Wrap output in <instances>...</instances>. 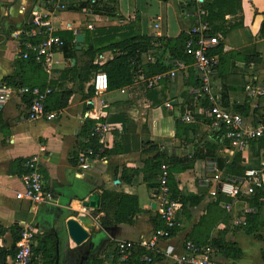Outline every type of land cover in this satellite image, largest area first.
Wrapping results in <instances>:
<instances>
[{"label": "crops", "instance_id": "obj_1", "mask_svg": "<svg viewBox=\"0 0 264 264\" xmlns=\"http://www.w3.org/2000/svg\"><path fill=\"white\" fill-rule=\"evenodd\" d=\"M99 1L100 8H110L111 14H92L81 7L85 0H61L63 9L48 5L46 0H0V84L19 74L25 87L50 86L54 94L48 98L46 108L57 113L52 121L30 122L27 98L23 97H13L0 109V225L22 229L25 224H34L40 230L38 246L48 250L52 264H90L94 260L115 264L113 255L120 242H132L135 252L145 250L142 243L163 226L158 216L162 198L159 178L147 180L145 174L146 164L150 166L158 153L150 149L152 145L169 159L170 177L179 190L198 198L179 212L181 228L172 243L180 245L186 239L197 243L218 241L222 264H264V236L254 237L255 232L264 230V205L256 210L254 224L247 225L248 216L254 214L246 215L244 210L255 209L250 198L239 201L233 213L227 214L223 204L229 201L211 196L216 183L207 170L208 160L220 158L224 166L221 170L228 176L225 166L231 164L234 154L203 121V110L193 95L197 87L192 65L177 71L174 79H163L153 89L147 87L145 80L150 77L145 76L130 87L99 96L92 86L95 74L101 72L94 66L102 67L118 54L109 50L110 46L126 36L176 39L189 34L201 25L197 7L187 0ZM212 1L201 0L199 7L203 9ZM239 2L240 11L227 16L225 26L241 27L222 40L223 53L213 91L226 108L246 105L250 112L243 117L251 122L264 118V97L255 111V100L246 93L250 83L264 86V0ZM35 13L47 16L52 33L64 41L62 47L55 48L56 64L51 73L42 67L19 68L18 61L24 60L21 33L34 27ZM246 57L252 58L250 62L245 61ZM153 60L151 54L142 56L143 65ZM65 91L73 95L68 106L58 110L57 95ZM97 123L110 127L100 147L107 153L103 157L98 153L83 170L79 162L87 148V134L83 132ZM262 147L263 143L256 144L243 154L245 168L259 165ZM36 154L41 155L42 171L55 201L35 206L30 213L31 204L17 200L16 193L22 190L25 162ZM122 195L137 198L139 212L131 224L114 222ZM237 219L244 224L235 226ZM69 220L79 222L88 233L80 245L69 236ZM12 245L9 232L0 246L9 250ZM223 245H234L240 251ZM10 259L7 264H11ZM153 264L173 262L161 255Z\"/></svg>", "mask_w": 264, "mask_h": 264}, {"label": "built area", "instance_id": "obj_2", "mask_svg": "<svg viewBox=\"0 0 264 264\" xmlns=\"http://www.w3.org/2000/svg\"><path fill=\"white\" fill-rule=\"evenodd\" d=\"M189 4L197 7L196 17L201 25L192 31L198 34L197 39H190L185 47L187 55L192 60V67L195 79L199 86L193 90L194 99L197 106L203 110V121L211 128L219 139L226 144V148L232 154L236 152H247L252 147L253 142H263V147L259 149V165L247 167L241 175L225 176L215 159L207 162V170L216 183L211 196L222 198L229 202L223 204V209L227 214L233 213L235 206L243 199L251 198L258 189L264 188V118H256L247 122L245 118L235 113L232 109L223 105L221 97L213 91V80L218 74L220 66V56L214 50L223 40L221 36L209 37L206 32L209 30L208 24L202 21L205 11L200 8L201 0H187ZM47 4L54 8H64L61 0H46ZM90 7L98 4V0H85ZM90 12V11H89ZM47 16L42 13L33 14V28L22 32L21 56L24 60H34L47 73L53 71L56 64L55 48L62 47L64 41L55 36L47 21ZM158 28V26H156ZM174 68L167 74L156 75L145 80L147 87L153 89L159 86L160 82L167 79H174L177 71L186 69L188 65L184 62L174 61ZM92 86L97 96L108 91V78L103 72L95 74ZM53 93L51 88L41 89L38 87L16 88L0 84V109L4 108L13 97H23L29 100V113L27 120L36 122L40 120L52 121L56 119L57 113L50 112L46 108L47 100ZM247 95L255 100V110L259 109L261 100L264 97V86H254L252 83L246 87ZM171 107L169 103L167 105ZM110 133V127L97 123L93 127L85 143L90 145L91 139H98L103 145V141ZM86 148L84 154L80 155L79 162L81 168H89V160L97 158L99 155L93 148ZM44 149L41 152L44 153ZM100 149V153H101ZM41 155L31 156L24 164L26 172L22 175V190L16 193L17 200L28 201L31 204L29 212H33L35 206L47 204L55 201L54 193L47 186L45 176L42 171ZM170 173L167 166L162 167V174L158 180L161 192V205L159 210V220L163 226L153 231L151 239L143 242L142 246L146 253L140 257V261L145 264H153L155 258L164 256L172 260L173 264H222L219 260V247L214 241L207 243H197L194 240L186 239L180 245L172 243L175 231L181 228L178 214L182 209L181 203L171 199L169 187ZM246 215L255 214L256 210H244ZM244 222L241 219L234 221L235 226H241ZM20 239L16 244V254L10 259L11 264H48L43 253L38 251V237L40 230L34 224L22 226ZM165 242L164 247L161 244ZM119 258L115 264H125L130 256L136 251L132 242H120L117 245ZM102 264H110L104 262Z\"/></svg>", "mask_w": 264, "mask_h": 264}, {"label": "trees", "instance_id": "obj_3", "mask_svg": "<svg viewBox=\"0 0 264 264\" xmlns=\"http://www.w3.org/2000/svg\"><path fill=\"white\" fill-rule=\"evenodd\" d=\"M164 2H167L168 0H163ZM100 1L98 0L97 5H93L90 7L89 3H84L81 5L83 9H87L92 14H103L108 15L110 12V8L107 10H103L100 8ZM105 7V6H104ZM205 15L202 17V21L204 23L208 24L209 30L206 32V35L209 37H214L220 35L222 38H225L228 33L234 29H237L241 27V24H232L230 26H225V23L227 22V16L237 15L238 12L241 9V4L239 0H213L211 3L207 4L204 8ZM217 22L222 23L221 25H216ZM263 32V31H262ZM262 34V33H261ZM199 37L198 34H193L192 32L189 34H181L176 39H165V38H153V37H147V36H126L123 37V39L120 42H117L116 44L110 46L108 49L111 51H118L117 56L114 57L113 60L108 61L104 66H94L96 70H100L101 72L105 73L108 78V91H115L122 88L130 87L133 85L141 76L145 77H151L161 74H167L169 73L173 68V62L174 61H180L184 62L186 65H192L193 60L192 58L187 55L185 47L187 42L190 39H197ZM157 45V46H156ZM215 54H218L219 56L223 53V43L220 42V45L214 50ZM66 54L68 55L69 52L66 49ZM88 54V53H87ZM145 54H151L153 57V62L148 63L147 65H143L142 62V56ZM252 58H245L246 62H250ZM19 68L24 69L25 67H41L38 65L34 60H20L18 61ZM23 77H20L19 74H15L11 77H7L4 79V83L6 86L9 87H16V88H23L26 86V84L22 81ZM195 86L198 87L199 84L197 81H195ZM32 87V86H31ZM51 88L50 86H48ZM41 88V89H45ZM52 89V88H51ZM53 90V89H52ZM54 94V90L52 95ZM51 95V96H52ZM73 95L72 91H65L57 95V99L55 102H57L58 110L65 109L68 104L71 96ZM26 103L28 104L29 108V100L26 99ZM224 105V103H223ZM225 106V105H224ZM47 110L50 111V108L47 106ZM234 112L238 113L242 116H249L250 109L246 107V105L243 106H235ZM256 111V110H255ZM29 113V111H28ZM1 121V115H0V124ZM94 127V126H93ZM93 127L88 130V132H83L84 134H87L86 138L89 137L90 132L92 131ZM263 143L261 142H253L252 146L256 144ZM89 145V144H88ZM87 145V147H88ZM93 148L95 152L99 153L101 157L107 153L105 150L104 152L100 153V147L101 145L98 142V139H91L89 148ZM150 149H153L154 151L158 152L157 155L154 157L151 165L149 166V163L146 164L145 174L146 179L150 178H160L162 174V167L170 166L169 159L159 152L158 146H150ZM190 159L195 160V157H191ZM215 159L220 169H222L224 166L221 165L220 158L216 157ZM245 160L243 159L242 153L236 152L233 155V159L231 164H228L225 166L227 170H229V175H241L245 167L243 166ZM225 165V164H224ZM169 187L171 190V199L178 201L181 203L182 207L185 209L186 204L198 200L196 196L193 194L188 193L186 190H179L176 183L174 182L172 177H169ZM105 195L109 196V194L105 193ZM264 199V188L258 189L254 196H252L249 200L250 204L255 208V210L260 211L261 207L264 205L262 202ZM139 212L138 209V203L137 198L134 196L129 195H122L118 204V210L116 212V216L114 219L115 223H129L131 224L133 222V218L137 215ZM257 220L256 214L248 216L247 225L254 224V221ZM107 225H112L113 222H109L107 220H103ZM21 228L14 227L11 229H6L5 227L0 225V241L2 238L7 234L11 233L12 239H13V245L11 249H6L2 246H0V264H7V260L9 257L13 258L16 254V244L20 239L21 234ZM250 231L251 228H250ZM176 233V231H175ZM218 247L221 248V244L218 241L214 242ZM223 248L232 247L236 251L238 248L234 245L230 246H222ZM38 251L43 253L46 257V260L48 264L53 263V257L49 254L48 250H46L45 247L38 246ZM146 253L145 250H140L138 252H134L130 258L129 261L125 264H145L140 261V257ZM114 261H117L119 258V254L113 255ZM262 258L264 260V251L262 253ZM158 258H155L154 262ZM102 261L100 260H94L90 264H101Z\"/></svg>", "mask_w": 264, "mask_h": 264}, {"label": "water", "instance_id": "obj_4", "mask_svg": "<svg viewBox=\"0 0 264 264\" xmlns=\"http://www.w3.org/2000/svg\"><path fill=\"white\" fill-rule=\"evenodd\" d=\"M82 37L77 38V42H81ZM68 233L71 239L77 244H82L87 238V231L81 226V224L75 220H69L67 222Z\"/></svg>", "mask_w": 264, "mask_h": 264}, {"label": "rangeland", "instance_id": "obj_5", "mask_svg": "<svg viewBox=\"0 0 264 264\" xmlns=\"http://www.w3.org/2000/svg\"><path fill=\"white\" fill-rule=\"evenodd\" d=\"M262 232H264V230H263ZM262 232H261V233H260V231L255 232V234H254L255 236H254V237H256V238H257V237H261V238H262V235L264 236V233H262ZM263 238H264V237H263Z\"/></svg>", "mask_w": 264, "mask_h": 264}]
</instances>
